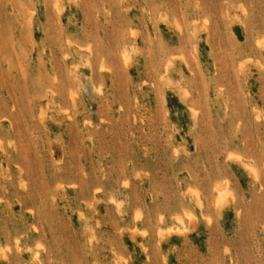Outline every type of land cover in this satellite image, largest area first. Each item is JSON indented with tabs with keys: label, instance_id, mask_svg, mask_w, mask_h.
<instances>
[{
	"label": "rangeland",
	"instance_id": "obj_1",
	"mask_svg": "<svg viewBox=\"0 0 264 264\" xmlns=\"http://www.w3.org/2000/svg\"><path fill=\"white\" fill-rule=\"evenodd\" d=\"M0 264H264V0H0Z\"/></svg>",
	"mask_w": 264,
	"mask_h": 264
},
{
	"label": "bare ground",
	"instance_id": "obj_2",
	"mask_svg": "<svg viewBox=\"0 0 264 264\" xmlns=\"http://www.w3.org/2000/svg\"><path fill=\"white\" fill-rule=\"evenodd\" d=\"M133 32H134V31H133ZM126 54H127V53H124L125 56H127ZM124 55H123V56H124ZM125 56H124V57H125ZM125 58H126V57H125ZM125 60H127V59H125ZM236 157H237V156H236ZM242 163H243V162H242ZM251 170H252V169H251ZM252 171H253V170H252ZM254 171H255V170H254ZM253 173H254V172H253ZM254 177H255V176H254ZM214 188H215V186H214ZM216 189H217V188H216ZM216 189H215V190H216ZM224 189H225V188H224ZM224 189H223V190H224ZM221 190H222V189H221ZM215 192H216V191H215ZM217 192H219V191H217ZM226 192H228V191H226ZM226 192H224L223 194H226ZM217 195H218V193H217ZM216 197H217V196H216ZM216 197H215V199H216ZM217 198H219V196H218ZM219 200H220V199H219ZM216 201H217V199H216ZM223 201H224V200H223ZM221 203H222V202H221ZM215 204L218 205L219 203H216V202H215ZM217 205H216V206H217ZM219 205H220V204H219ZM138 214H139V213H138ZM137 216H138V215H137ZM189 217H191V216H189ZM176 219H177V218H176ZM189 219H190V218H189ZM180 220H181V219H180ZM189 221H190V220H189ZM177 228H178V227H177ZM177 228H176V229H177ZM183 229H184V228H183ZM139 232H140V231H139Z\"/></svg>",
	"mask_w": 264,
	"mask_h": 264
}]
</instances>
